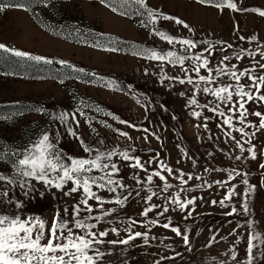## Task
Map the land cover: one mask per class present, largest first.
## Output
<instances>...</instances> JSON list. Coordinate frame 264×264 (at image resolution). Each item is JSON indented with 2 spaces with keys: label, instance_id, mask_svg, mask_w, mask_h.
<instances>
[{
  "label": "rangeland",
  "instance_id": "obj_1",
  "mask_svg": "<svg viewBox=\"0 0 264 264\" xmlns=\"http://www.w3.org/2000/svg\"><path fill=\"white\" fill-rule=\"evenodd\" d=\"M17 1L26 2V0ZM233 2L240 9L264 10V0H233ZM148 4L152 9L181 19L193 31L189 32L173 21L163 20L158 21L156 25L160 30L178 39L207 40L214 45L210 66L215 67L223 55L232 57L225 63L229 67L235 64L239 70L245 67L258 68L256 65L258 60L264 63L259 55L255 58L247 55V52H264V17L259 16L255 11H232L227 7L221 11L216 7L197 3V0H148ZM28 15H31L40 27L39 34L33 33L34 30L28 23L30 22ZM34 15L42 25L50 28L52 25L49 27V20L65 35L60 36L47 31L35 21ZM144 19V16L140 15L122 16L114 13L101 3V0H52L47 8L34 4L30 11L11 8L0 13V43L12 49L71 61L89 71L82 74L71 69L59 71L52 68L41 77L0 73V106L9 107H5V111H1L2 114L22 113L0 121V141L23 147L30 139H36L44 130L50 131L52 135L59 131L62 134L59 147L65 153L76 157L85 156L79 142L69 136L58 121L49 118L52 113L65 111L71 113L80 107L85 116L77 113L76 118L80 122V127L76 128L73 123V128L88 145L102 150L119 148L130 152L135 148L136 151L131 154L140 157L142 162L159 154V159L174 170L173 176L168 177L169 183L174 185L169 190L170 193L179 190V180L174 177L178 176L180 171L190 173L194 177H202L201 180L193 179L184 186L193 188L194 191L181 193L182 198L184 196L202 198L197 200L195 210L190 217L186 218V213L172 210L173 206H169L170 211L165 216L159 217L161 224L167 223V218L170 217L172 225L179 227L189 236L191 251L184 246L183 240L170 230L148 225L151 229L148 231V228L137 225L133 231H147L148 245H144L142 239L133 241L131 246L118 245L111 249V255L105 257L106 264H156L157 261L160 264H244L249 234L253 229L264 239V169L259 167L264 163V155H260L261 150L264 149V131L257 132L252 141L256 146L257 159H244L248 156L245 152L241 160H235L234 157L240 154L239 150L235 148L234 142L217 128V123L222 118L214 116L206 109H195L203 112L199 120L190 115L193 109L186 107V104L187 98L191 96L192 86L181 85L175 80L161 82L159 62L132 55V52L137 50L134 46L178 53L182 48L179 44L169 45L157 36L151 35L152 25L142 26ZM241 36L245 39L241 40ZM253 36L256 40H251ZM218 41L225 43L217 44ZM97 42L100 47L95 46ZM227 44L233 47L221 52V48L226 47ZM208 46L198 44L194 51L200 52ZM106 48H117L118 51H106L104 50ZM237 53L242 54L244 59H235ZM189 66L190 62H186L185 67ZM162 67L168 76L185 78L179 66L174 67L164 63ZM202 74L206 73L202 71ZM257 74L264 72L258 69ZM222 79L228 78L225 76ZM106 82L112 83L106 84ZM181 92H184L185 96L182 97ZM198 99L203 104L213 98L199 95ZM81 101L84 104H81ZM248 107L250 110L264 111V107L257 108L253 104ZM33 108H43L45 114L32 111ZM97 108L102 111H95ZM105 113H111L117 119ZM86 117L91 121V128L86 122ZM204 117H212L208 121L207 130L203 126H196L202 125ZM248 119L258 123L256 117L249 116ZM119 121H126L135 127H129L128 124ZM105 124L111 125V128L105 127ZM145 128L149 130L147 133L142 131ZM116 130L128 133L131 140L119 136ZM233 135L241 138L238 133L233 132ZM145 136L148 138L147 142L144 140ZM100 140L104 141L103 145L98 143ZM181 149L184 151L181 152ZM184 153H187V156ZM209 153L212 155L209 156ZM229 156L233 159H229ZM193 160L196 162L195 167ZM119 162L125 164L123 161ZM157 164L158 161L154 160L146 167L151 172L158 170ZM215 169H236L241 173H247L249 184L255 186V191L248 201L250 211L247 215L240 209L239 195L233 197L231 201V206H235L239 214L228 216L225 213L231 210V206L222 208L218 203L215 206L211 205L212 200L219 201L223 198L227 187L236 185L238 193H243L246 187L241 183L242 177H236L229 185L220 187L215 181H226L227 172H217ZM0 172L10 174L9 166L0 164ZM136 173L137 170L127 166L121 168V176L125 183L137 188L151 187L159 193L152 202L166 203L162 197L168 194L161 192L162 185L158 178H154L152 185L145 183L138 186L129 178ZM138 174L142 179L147 175L144 172ZM164 175L167 176V173ZM205 181L212 184V187H197ZM36 187L44 191L43 197L40 196V191L33 193L31 198L24 197L18 188L12 189L10 196L15 193L14 198L24 201V216H40L50 224L53 215L63 210L65 201L69 198L62 197L58 192L53 195L55 190L50 192L40 185ZM145 195H147L146 190L141 191V197ZM145 206L143 200L133 193L127 206L119 210L118 214L106 218L107 222H102L99 229L117 227L121 230L120 238H125L126 234L123 230L128 218L141 223H146L147 219H157L155 212L150 213L148 218L140 216ZM12 211H14L13 206L0 203V213ZM248 221L253 222V228L248 227ZM153 236L156 239H152ZM213 236L215 241L212 242L211 247H206ZM165 237L170 239H164ZM107 239H117V237L110 234ZM255 243L258 245L254 249L255 252L264 251V244L260 241ZM108 248L109 246L105 245L103 250ZM230 248H235L237 252L235 261L231 260ZM162 257H175V259H162ZM254 264H264V258L254 261Z\"/></svg>",
  "mask_w": 264,
  "mask_h": 264
},
{
  "label": "snow or ice",
  "instance_id": "obj_2",
  "mask_svg": "<svg viewBox=\"0 0 264 264\" xmlns=\"http://www.w3.org/2000/svg\"><path fill=\"white\" fill-rule=\"evenodd\" d=\"M49 2L50 0H26L25 3H12L10 0L9 2H0V13H4L11 8L30 11L34 4L47 8ZM101 3L105 7H109L114 13L122 16H144L142 26L151 24V35L157 36L169 45L179 44L182 46L180 53L171 50L160 52L155 48L134 46L137 47V50L133 51L132 55L159 62L161 65V82L175 80L181 85H191V96L187 98L186 104V107L193 109L190 115L199 120L203 112L195 109H206L214 116L222 118L217 123V128L230 141H233L235 148L239 150L240 154L236 155L234 159L241 160L243 154L247 152L248 156L244 159L256 160V146L252 141L257 132L264 131V111L250 110L248 105L253 104L257 108L264 107V74H257L258 69L260 72H264V63L258 60L256 61L258 68L245 67L243 70H239L237 65L232 64L229 67L225 63L230 61L232 57L223 55L218 64L212 67L210 66L212 64L210 58L214 55V45L210 44L209 41L178 39L156 27L160 20L173 21L176 25H182L183 28L192 32L190 26L181 19L152 9L148 4V0H101ZM197 3L213 6L221 11L225 7L232 11H255L259 16L264 17V10L240 9L233 0H197ZM240 39L244 40L245 37L241 36ZM251 40H256V37L253 36ZM109 42L111 43V39ZM201 43L209 46L200 52H195L194 50ZM216 43L223 45L225 42L218 41ZM95 46L100 47L101 45L97 42ZM232 47L231 44H227L226 47L221 48V52H226L227 49ZM104 50L118 51L117 48H106ZM0 53L11 54L21 59L26 58L37 63L43 62L47 65L54 63V61L41 56L31 55L14 48L10 49L2 43H0ZM247 55L252 58L259 55L261 60H264V52H247ZM235 59L242 60L244 56L237 53ZM186 62H190L189 67H185ZM57 63L66 65L73 71L82 74L85 72L84 69H74L65 61H58ZM164 63L174 67L179 66L185 78L168 76L163 71L162 66ZM202 71L206 74H202ZM8 74L11 75V73ZM225 76L228 78L227 80L222 79ZM61 83H63L62 80ZM111 83L106 82V84ZM180 95L183 97L185 93L181 92ZM199 95L212 97L213 99L201 104L198 99ZM137 102L139 103V101ZM81 104H84V102L81 101ZM222 105L223 107H221ZM32 111L45 114L43 108H33ZM95 111L100 112L102 109L97 108ZM77 113L80 116H85L82 109L77 107L71 113L66 111L52 113L49 118L58 121L65 128L67 134L79 142L83 153L86 154L85 156L76 157L65 153L59 147L62 135L59 131L52 135L50 131L44 130L36 139H30L29 143L23 147L4 144L3 141H0V164L8 165L10 173L0 172V203L11 205L14 209L11 213H0V264H106L105 257L111 255V249L118 245L131 246L132 242L137 239H142L144 245H148L149 236L147 231H133V228L137 225L143 228H148V225L159 226L170 230L176 237H180L184 246L191 251L189 236L182 232L179 227L173 226L170 217L167 218V223L163 224L160 223L159 217L165 216L170 211L169 206H173L172 210L186 213V218L190 217L195 210L197 200L202 198L188 196L182 198L181 193L194 191L195 189L184 186L189 181L193 179L201 180L202 177H194L190 173L180 171L178 176L174 177L179 180V190L170 193L169 190L174 185L169 183L168 177L173 176L174 170L159 159V154L148 161L142 162L140 157L131 154L136 151L135 148H132L130 152L119 148L102 150V148L88 145L73 128V123L76 128L80 127V122L76 118ZM21 114H0V121ZM105 115L117 119L111 113H105ZM249 116L256 117L258 123L249 120ZM85 119L89 128H91V121L87 117ZM210 119L212 117H204L202 125L197 124L196 126H203L207 130ZM119 123L128 124L126 121H119ZM237 124L240 126L237 127ZM104 126L111 128V125L105 124ZM128 126L135 127L131 124H128ZM248 129H254V131L250 132ZM92 130L95 131V129ZM116 131L119 136L131 140L128 133ZM142 131L147 133L149 130L145 128ZM233 132L238 133L242 139L233 135ZM147 139V136H145L144 140L146 142ZM156 139H159V137H156ZM98 143L103 145L104 141L100 140ZM183 151L181 149V152ZM184 155L187 156V153H184ZM211 155L212 153H209V156ZM225 155H228V153H225ZM260 155H264V149L261 150ZM228 158L233 159L231 156ZM154 160L158 161V170L149 172L146 165L150 166ZM119 161H123L125 164H121ZM192 163L195 167V160ZM124 166L137 170V173L129 178L134 180L138 186L145 183L152 185L154 178H158L162 185L161 192L168 194L162 197L166 203L156 204L152 202L154 197L159 196V193L151 187L146 189L137 188L125 183L124 178L121 176V168ZM259 167L264 169V163H261ZM205 171L210 172L212 170L205 169ZM215 171L227 172L226 181H215L220 187L223 188L225 185H229L236 177H242L241 183L246 187L243 193L236 191V185L227 187L223 198L219 201L212 200L211 205L215 206L218 203L222 208L230 207L233 197L239 195L241 196L240 209L247 215L250 211L248 201L255 191V186L249 184L247 173H241L236 169H215ZM139 172L147 173V175L142 179L138 174ZM164 173H167V176ZM185 176L187 179H185ZM36 185H40L46 191L55 190L53 195L58 192L62 194V197H67L71 201V203H69V200L65 201V207L62 211H57L53 215L50 224L40 216H24V201L14 198L15 193L10 196V191L18 188L24 197L31 198L33 193L40 191ZM197 187L211 188L212 184L205 181L204 184L197 185ZM145 190L147 195L141 197V191ZM133 193L136 197L141 198L146 205L140 212V216L148 218L150 213L155 212L157 219H147L146 223H141L128 218L127 225L123 230L126 234L125 238H120L121 230L117 227L100 230L99 226L102 222H107L106 218L118 214L119 210L127 206V202L133 197ZM40 196H44V191H40ZM108 205H115V207H108ZM157 209H160V211H157ZM236 214L239 213L235 206H231V210L225 213L228 216ZM247 223L250 229L253 228L252 221ZM150 230L148 228V231ZM110 234L117 237V239H107ZM152 239H156V237L153 236ZM164 239L170 238L165 237ZM213 241H215V236L211 238L206 247H211ZM255 241L264 244V239L258 233H255L253 229V232L249 234L244 264H254V261L264 258V251L259 253L254 251L258 247ZM105 245L109 246L108 250H103ZM229 252H231V260H237L235 248H230ZM177 255L180 254L177 253ZM162 259H175V257H162ZM156 264H160V262L157 261Z\"/></svg>",
  "mask_w": 264,
  "mask_h": 264
},
{
  "label": "trees",
  "instance_id": "obj_3",
  "mask_svg": "<svg viewBox=\"0 0 264 264\" xmlns=\"http://www.w3.org/2000/svg\"><path fill=\"white\" fill-rule=\"evenodd\" d=\"M50 1H52V0H50ZM0 2H9V0L8 1L0 0ZM10 2L22 3L21 1H17V0H10ZM33 17H34V19H36L35 21L39 25H41L44 29H46L47 31L52 32L53 34H56V35H60V36L65 35L64 32H61V29L58 26H56V25L53 26V24H51L49 22V20H48L49 27L52 25L50 28L42 25V23L39 20H37L35 15ZM10 49H12V48H10ZM21 51H23V50H21ZM26 52L30 53L31 55L41 56V57H44L46 59H50V60L54 61V63L47 65V64H44L43 62L37 63V62L31 61V60H28L26 58L21 59V58H17L15 56H13L11 54L0 53V73L26 74V75H31L32 77H41L43 75H46L45 72L48 69H52V68L59 70V71L70 70V68H68L66 65H62L60 63H57L58 61L67 62V64H70L71 66H73L74 69H83L81 66L74 64L71 61L59 59L56 57L42 56V55H39L36 53H31L28 51H26ZM85 72L88 73L89 71L85 70ZM5 107H7V106H0V114L3 113L1 111H5ZM7 108H9V107H7Z\"/></svg>",
  "mask_w": 264,
  "mask_h": 264
},
{
  "label": "crops",
  "instance_id": "obj_4",
  "mask_svg": "<svg viewBox=\"0 0 264 264\" xmlns=\"http://www.w3.org/2000/svg\"><path fill=\"white\" fill-rule=\"evenodd\" d=\"M27 19V18H26ZM28 19H29V21L30 22H28V23H30V25H31V29H33L34 31H33V33H38V31H40L41 32V29H40V27L34 22V20H33V18H32V16L30 15H28ZM39 34V33H38Z\"/></svg>",
  "mask_w": 264,
  "mask_h": 264
}]
</instances>
